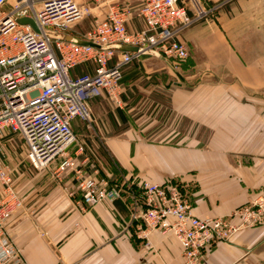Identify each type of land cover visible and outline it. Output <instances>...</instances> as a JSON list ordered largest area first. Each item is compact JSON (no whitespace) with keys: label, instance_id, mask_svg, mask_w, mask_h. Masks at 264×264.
<instances>
[{"label":"crops","instance_id":"crops-1","mask_svg":"<svg viewBox=\"0 0 264 264\" xmlns=\"http://www.w3.org/2000/svg\"><path fill=\"white\" fill-rule=\"evenodd\" d=\"M218 1L199 3L210 9ZM95 3L91 11H105L107 2ZM186 6L193 15L191 1ZM129 26L143 23L135 17ZM179 39L189 57L178 68L144 57L124 69L122 107L91 102L89 162L100 176L178 182L195 215L227 217L264 197V0H229ZM13 154L4 162L14 167L23 207L5 230L21 264H182L173 237L151 233L145 248L121 200L80 211L71 174L54 165L33 170ZM201 264H264V221L206 249Z\"/></svg>","mask_w":264,"mask_h":264},{"label":"built area","instance_id":"built-area-1","mask_svg":"<svg viewBox=\"0 0 264 264\" xmlns=\"http://www.w3.org/2000/svg\"><path fill=\"white\" fill-rule=\"evenodd\" d=\"M98 0H0V264H21L22 254L5 230V223L23 201L14 185V167L4 158L12 139L20 142L21 163L42 171L54 165L59 175L71 174L76 202L86 211L102 201L121 200L129 219L151 249V233L173 237L181 247L182 264H201L203 252L244 228L264 221V197L240 206L227 217H200L178 182L156 183L124 177L114 182L90 164L86 144L76 141L73 127L95 124L91 102L104 98L122 107L123 73L144 57H162L178 68L187 60L180 33L218 9L199 0H146L137 8L114 3L104 18L81 34L70 31ZM194 7L189 15L186 3ZM139 18L143 28L131 29ZM32 19L38 30L19 19ZM49 31L85 41L51 37ZM79 69V72L75 71ZM89 168V172L86 171ZM74 195V192H70ZM233 218L237 222H232Z\"/></svg>","mask_w":264,"mask_h":264},{"label":"rangeland","instance_id":"rangeland-1","mask_svg":"<svg viewBox=\"0 0 264 264\" xmlns=\"http://www.w3.org/2000/svg\"><path fill=\"white\" fill-rule=\"evenodd\" d=\"M145 1L146 0H98V4L100 2H107L103 6L104 7L103 9L105 11L103 12L102 11L103 9H101L102 13H99V10L91 11V8L97 6V3H95L97 1H90V3H88V6H87L89 8L90 13L86 14V17L74 28V30L70 31V33L77 35V34H81L87 31L91 27V25L94 23V21L104 18L108 7L114 3H120V4L128 5L129 7H132V8H137ZM75 72L78 73V70H76ZM73 130H74L76 141L71 146L72 150H74L75 145L77 146L78 144H87L89 146L91 144L93 145V141L96 140L94 123H92L91 127H87L84 123L78 122L73 127ZM10 144H11V147L9 148V150L15 152V154H13V158L15 159L14 161L17 163V159L19 157L17 153H20L22 151L21 144L16 138L15 140L12 139ZM24 164L28 165L27 161H25Z\"/></svg>","mask_w":264,"mask_h":264},{"label":"water","instance_id":"water-1","mask_svg":"<svg viewBox=\"0 0 264 264\" xmlns=\"http://www.w3.org/2000/svg\"><path fill=\"white\" fill-rule=\"evenodd\" d=\"M19 22L20 23H29L36 31L38 30L35 22L32 19L22 18V19H19ZM49 35L51 37L58 38V39L76 41V42H79V43H87L85 41L78 40V39L72 37L71 35H68V34H65V33H59V32H55V31H49Z\"/></svg>","mask_w":264,"mask_h":264},{"label":"trees","instance_id":"trees-1","mask_svg":"<svg viewBox=\"0 0 264 264\" xmlns=\"http://www.w3.org/2000/svg\"><path fill=\"white\" fill-rule=\"evenodd\" d=\"M77 70H78V72H79V69H77ZM102 176H104V175L102 174ZM116 180H118V179H115L114 177L110 178V181H112V182H114V181H116Z\"/></svg>","mask_w":264,"mask_h":264}]
</instances>
